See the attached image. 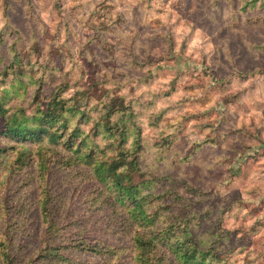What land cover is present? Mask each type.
Segmentation results:
<instances>
[{"label":"rangeland","instance_id":"rangeland-1","mask_svg":"<svg viewBox=\"0 0 264 264\" xmlns=\"http://www.w3.org/2000/svg\"><path fill=\"white\" fill-rule=\"evenodd\" d=\"M1 36L0 73L14 49L28 58L33 47L35 68L49 69L42 108L67 82L124 88L141 113L142 167L169 176L190 200L198 195L189 188L204 194L195 234L212 232L226 264H264V0H0ZM163 109L172 111L151 127L150 113ZM179 118L182 131L161 160L155 140ZM31 194L37 204L35 185Z\"/></svg>","mask_w":264,"mask_h":264},{"label":"trees","instance_id":"trees-1","mask_svg":"<svg viewBox=\"0 0 264 264\" xmlns=\"http://www.w3.org/2000/svg\"><path fill=\"white\" fill-rule=\"evenodd\" d=\"M12 53L0 73V86L12 79L0 88V264H119L130 256L132 264L228 263L212 232L195 234L206 220L195 211L204 194L189 188L198 195L190 200L169 176L142 167L147 146L136 99L105 82L87 89L67 82L42 108L49 69L35 68V47L28 58ZM72 86L80 89L63 97ZM170 111L150 113L149 125L159 127ZM182 123L155 140L161 160Z\"/></svg>","mask_w":264,"mask_h":264}]
</instances>
